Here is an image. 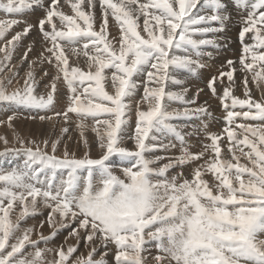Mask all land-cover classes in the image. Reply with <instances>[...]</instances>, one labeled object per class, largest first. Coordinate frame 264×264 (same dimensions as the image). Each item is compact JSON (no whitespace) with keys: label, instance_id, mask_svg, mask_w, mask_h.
Here are the masks:
<instances>
[{"label":"snow or ice","instance_id":"1","mask_svg":"<svg viewBox=\"0 0 264 264\" xmlns=\"http://www.w3.org/2000/svg\"><path fill=\"white\" fill-rule=\"evenodd\" d=\"M97 2L101 10L98 30L94 29L97 17L91 11ZM233 3L243 10L239 64L241 71L252 73L260 99H253L247 75L242 81L245 98L233 94L237 69L229 59L230 71H220L206 83L226 112V126L216 133L208 132L204 121L212 115L208 102L191 107L204 89L197 87L188 98L189 88L183 87L185 80L177 78V72L200 77V70L208 67L200 57H212L201 49L226 47L220 42L224 36L217 35L226 32L231 20L225 0H65L71 14L59 0H48L47 5L43 0H0V10L8 15H21L34 7L45 10L38 25L0 19V39L14 26L24 25L0 47V111L12 110L7 117L12 140L0 136L4 145L0 159L24 157L21 165L0 168V264H105L107 253L99 260L93 258L97 240L105 248L116 246V264H150L144 253L150 255L149 245L153 244L157 254L151 257V264H264V0ZM109 17L118 25L114 35L108 31ZM34 28H38L48 55L41 52L38 60L28 62L23 84L12 87L20 84V65L28 60L33 45L27 46L17 64L11 63L13 52ZM246 34L253 43L245 42ZM208 35L213 38H194ZM82 41V47H69V51L76 57L83 53L87 70L78 60L70 65L65 51L66 45ZM49 42L50 47L46 46ZM189 49L196 59L187 54ZM177 50L186 54L176 55ZM37 63L54 65L55 74L44 85L46 92L37 89L50 73L41 69L37 79ZM61 78L69 102L65 110L54 111ZM108 82L114 89L111 93L105 87ZM175 85L181 86L180 91L170 90ZM141 86L140 103L146 102L148 108L141 110L136 104L133 137L128 132V117ZM171 102L184 107L170 111ZM21 109L34 111L36 115L23 117L34 122L58 123L62 119L67 123L69 113L75 114L81 137L76 143L79 146L82 141L83 155L77 157L69 150L67 141L72 137L68 127L60 128L54 139L51 131L38 132L35 138L23 136L13 126ZM48 111L53 114L40 115ZM89 119L94 122L91 141L85 135ZM181 119L201 120V125L185 132L181 129L188 125L171 122ZM236 119L250 122L233 127ZM201 132L211 143L193 152L186 137ZM169 135L179 141L178 155L169 154L176 148L171 139L164 142ZM225 135L231 159L221 156ZM129 140H134L131 149L126 146ZM91 144L99 149L98 158L91 156ZM61 148L62 154H58ZM237 149L249 163H240ZM158 152L164 155H153ZM201 160L204 163H197ZM193 163L196 166L189 179L183 169ZM175 169L180 171L172 175ZM45 208L49 212L40 227L47 222L51 234L32 239L35 226L24 227V222ZM71 225L75 227L69 236L77 241L75 245L66 250L63 245L59 249L39 247L54 239L60 228ZM81 239L90 249L87 256L70 260ZM27 247L34 251L26 252ZM48 253L57 258L49 260Z\"/></svg>","mask_w":264,"mask_h":264},{"label":"bare ground","instance_id":"2","mask_svg":"<svg viewBox=\"0 0 264 264\" xmlns=\"http://www.w3.org/2000/svg\"><path fill=\"white\" fill-rule=\"evenodd\" d=\"M43 2L45 5L48 4V0H43ZM59 2H60V6L63 7L64 11H66L68 14H71L70 7L65 5V0H59ZM85 2H87V0H85ZM114 2H119V0H114ZM141 2H144V0H141ZM225 2L229 5L228 13L231 16V20L228 23L226 32L221 33V34H217V35H223L224 36V40H222L220 42L222 44L226 43V47H223V48L217 50L211 46H206V47H203L201 49L205 53H207V52L212 53L211 58H209L207 55L200 57L202 62H204L206 65H208V67H207L208 71L210 70V71L215 72V69L219 65H223V68H221V70L222 71L225 70L224 72H228V71H230V69L227 67L226 62L229 59L235 61V57H238V59H239V57L242 55V45H241V42L239 39V32L241 31L242 26H241L239 20L241 18V13L243 12V10L237 9L233 3V0H225ZM82 7H84V6L82 5ZM84 10L89 11V9L86 7L84 8ZM91 11H93L97 17V23L94 24V29L98 30L97 25L99 22V17L101 15V10L99 8L98 2H97V6L94 9H91ZM193 11H195V9ZM44 14H45V10L42 8H39V7H34L30 11H25L21 15H8L4 11L0 10V19L7 20V19L15 18V19H19V20H25L29 23L34 24V25H38L39 19L43 18ZM141 23H142V18H141ZM214 26H216V25H214ZM23 27H24V25L21 24L18 26H14L12 29H10L9 32L7 33L6 37L4 39H0V47H3L4 44L7 43V40L11 39V36L14 35L15 32L22 31ZM47 27L48 26L46 25V28ZM117 28H118V25H116L114 23V18L109 17V28H108L109 34L110 35L116 34ZM194 38H196V39H211L213 37L211 35H208V36H204V37L197 36ZM41 41H42V36L39 33L38 28H34L32 31H30L28 33V35L23 37L21 39V41L16 45L15 51L13 52V59L11 61V63H13V64H17L20 62V59L23 56L24 52L27 50V46L29 44L33 45V50L31 52H29L28 60L20 65V76H21L20 84L14 83L12 85V87H19L23 84L24 74L28 70V62L33 61V60H38V57L40 56L41 52H44L45 46H42ZM245 42L253 43V41L249 39V34H246ZM82 44H83V41L81 42L80 45H73V46H67L66 45L65 51H66V54L69 55L70 65H72L73 60H78L79 66L84 68L85 70H87L86 58L83 56V53L81 52L79 57H76V56H73L71 54V52L69 51V47H78L79 48V47H82ZM46 46L50 47V42ZM175 54L182 56V55H185L186 53L183 50H177L175 52ZM187 54L192 55L193 59L197 58L191 49H189ZM44 55L47 56L48 53L44 52ZM170 55H171V53H170ZM0 56H2V53H0ZM249 61H250V56H249ZM237 63L238 62H235V65H234L235 67L239 66V65H237ZM34 67H36V69H37V79H39L40 76L42 75L41 69H47L50 73L49 76H47L43 80H41L39 88L37 89L38 92H46L44 85L50 84L52 76L55 74L54 65L48 64V63L40 65L39 63H37L36 65H34ZM256 67H257V69H259V65H256ZM238 69H239V67H238ZM202 70L203 69H201L200 71H202ZM0 75H2V74H0ZM215 75H217V74L215 73ZM245 75H247L249 78L248 87H249V89H251V92L253 94V99H256V100L260 99V92L257 91V89H256V83L252 81V73L251 72L245 73V72L241 71V68L234 73L235 86L233 87V94L240 96V98H242V99L245 98V93H244V88H243V83H242L243 77ZM177 78L185 80L183 87L189 88L188 98H191V96H193L195 94V90L197 87L204 89V91L200 94L199 98L197 99L196 104L191 105V107H198L200 104H202V101H203V103H204V101H207V102L211 101L213 103L212 106L214 105L215 109L211 110L212 115L205 117L204 121L208 124V132H213L212 131L213 128L219 129V130H221L220 132H222V130L224 129L222 127L226 126V122L225 121L220 122L217 119H213L212 116L215 114H218V115H221L222 117H224L226 115V112L223 109L219 98L214 97L212 95V93L210 92V90L206 87V83L210 78L204 80L200 77H190V76H188V74L185 71H182V70L177 72ZM206 78H207V75H206ZM224 83L225 84L228 83L227 77L224 78ZM105 87H106V90H108L110 93L114 91L110 82L106 83ZM57 88H58L59 99H58V102L55 104L54 111H63V110H65L64 106L66 105V103L69 102L68 101L69 93L67 90V86L64 84L62 78L60 81L57 82ZM180 89H181L180 85H175V86H172L170 90L180 91ZM261 90L264 91V85H262ZM220 91H221V89L218 86V92H220ZM142 97H143V87L141 86L138 89L137 93L135 94V96L132 100V107H133L132 109L135 108L134 109L135 112H136V104L137 103H139L141 110L146 111L148 108V104L146 102L140 103ZM135 99H137L136 103H134ZM183 107H184V105L182 103H179V102L169 103V110L170 111L173 109H182ZM215 110H217V111H215ZM237 110H239V108ZM22 111L23 110L21 109L20 112L22 113ZM213 111H215V112H213ZM9 112H11V113H9ZM23 112H24V115L22 117L20 116V118L13 121L14 128L17 131H19L23 136H25V137L32 136L33 138H35L37 136L38 132H43V133L47 134L49 131H51L52 132V138L54 139L55 135L59 133L60 128L68 127L70 129L69 134L72 137L71 140L67 141L68 146H69V150L75 151L77 157H80L83 155L84 145H83L82 141L79 143V146H77V143H76L77 141L81 140V137H80V131L77 128L79 118L75 114H74L75 116H73L72 114L69 115L70 119L67 123H65L62 119L58 123H56L55 121H53V122H34L30 119H24L23 117H26V113H28V116L29 115H36V113L34 111L31 113L26 112V111H23ZM9 114H12V110L0 111V122L4 126V127L2 126L0 129V136H7L9 141H11L12 140V129L9 128L7 125V122H5V121H7L6 119L9 116ZM52 114H53L52 111L40 113V115H49V116ZM130 114H131V112H130ZM129 116H131V115H129ZM128 120H129V123H128L129 135L134 137V135H135L134 127L136 126V120H137L136 114L134 117L131 116L130 118H128ZM235 121H242L243 123L248 122V121H245L243 119H236ZM171 122L174 124H177V125H181V126L182 125H188V127L181 129L182 131H185V132L186 131L190 132L192 125H196V126L201 125V120H197V119H192V120L181 119V120H173ZM184 122H186V124H184ZM85 123L89 126L85 132V135H87L89 140L91 141L95 138V133L91 131V126L93 125L94 122L91 119H89V120L85 121ZM53 125H55L54 128H53ZM210 127H213V128L211 129ZM237 129L239 130V132L241 131L238 127H237ZM214 132H215V129H214ZM202 133H204V132H202ZM149 135L151 136V135H153V133L150 132ZM202 135L204 136L205 134H202ZM197 138L198 137H196V136L186 137L188 143L192 145L190 150L193 152L201 151L202 147H203V145H201L199 143ZM169 139H171L172 142L176 144V148L172 149L169 154L170 155H178L179 151H180L179 141H177L174 137L169 135L168 137L165 138L164 142L167 143ZM226 139H227V137L225 135L222 138V143L224 141H226ZM208 142L211 143V141H208ZM222 143H221V147H222ZM126 146L129 147L130 149L133 148L134 147V140H129L127 142ZM3 147H4L3 142L0 141V151L3 150ZM90 147H91V156H93L94 158H98V156L100 155L99 149L96 147L95 144H91ZM60 151L61 152H59V154H62L63 149L61 148ZM238 152H240V151L237 149L236 153H238ZM221 156H222V158L231 157V154L226 151L225 145H223V147H222ZM239 156H240V154H239ZM240 157L243 161L244 160L247 161L246 157H244L242 155ZM207 158L208 157L206 156L205 159H207ZM242 160H240V163L243 164L244 162ZM197 163H204V160H201ZM21 164H22V160L16 159V158L9 157V158L0 159V168H11L14 165L18 166ZM195 164L196 163H194L193 165L195 166ZM188 166H191V164ZM185 167H187V166H185ZM189 168H187V169H189ZM177 171L178 170H176V171L172 170L171 174L174 175ZM179 171H180V169H179ZM183 171H184V169H183ZM184 173H185V171H184ZM117 174H120V173L118 172ZM45 216L46 215H44V214L43 215L38 214V215H35L33 217L27 218L26 221L24 222V225H23L24 227L35 226L34 231L32 233V239H37L39 234H41V233L44 236H46L47 234L50 233L51 228L46 223H44L43 227H40V222L45 221ZM71 226H73V225H71ZM69 229H70V227H69ZM66 231L67 230L65 229L63 231L57 232V240L55 241L54 245L52 244L54 242V239H52L47 244H45L44 242H41L39 247L59 249L60 246L63 245L65 247V250H66L67 246L75 245L77 243V241L74 238L69 236L70 232L65 233ZM81 236H83V233ZM65 238H67V240H65ZM96 247H97V251L94 254V256L98 255L99 252L104 254L106 252V250H108V251L113 252L111 255L114 258V256H115L114 253H116V251H117V248L114 244H109L107 246V248H105L103 245L100 244V242L98 240L96 241ZM154 248H152V246L149 245L150 255H149V253H144L145 256H148L150 264H151L152 255L155 256V254H156L155 252H152ZM89 250L90 249L85 247L83 239H81L79 242L77 252L75 254H73V256L70 257L69 259L74 260L77 256H79L81 254H83L86 257ZM104 250H105V252H104ZM32 251H34V249H32L31 247L26 248V252H32ZM47 258L49 260H51V259L57 258V257L55 255V253H48ZM109 258H110V256H109ZM105 264H109V263H107L105 261ZM112 264H116V261L113 260Z\"/></svg>","mask_w":264,"mask_h":264},{"label":"rangeland","instance_id":"3","mask_svg":"<svg viewBox=\"0 0 264 264\" xmlns=\"http://www.w3.org/2000/svg\"><path fill=\"white\" fill-rule=\"evenodd\" d=\"M241 19V18H240ZM239 20V19H238ZM240 21V20H239ZM235 62H238L239 63V59H238V57H235ZM237 63V65H239V66H236V69L237 70H239L240 68H241V66H240V64H238ZM220 66V67H219ZM216 69H215V72H213V71H208V69L207 68H205V69H203L202 71H201V76H200V78H202V79H204V80H206V79H208V78H211V76H213V75H215V73L218 75L219 74V72L220 71H222L221 70V68H223V65H219ZM238 67H239V69H238ZM220 68V69H219ZM217 71V72H216ZM223 71H225V70H223ZM206 75H207V78H206ZM39 88V87H38ZM136 101H137V99H135L134 100V103H136ZM205 102V101H204ZM211 103V104H210ZM202 104H203V101H202ZM212 102L211 101H209L208 102V105H209V108H210V112H212L211 110L212 109H215V107H214V105L212 106ZM66 105H68V103H66ZM64 106L65 107V109H66V107L67 106ZM211 105V106H210ZM214 107V108H213ZM133 108V107H132ZM131 108V109H132ZM135 109V108H134ZM134 109H132L131 110V116H135V114H136V112L134 111ZM215 111H217V110H215ZM215 111H213V112H215ZM134 112V113H133ZM7 113V112H6ZM9 113H11V112H9ZM73 115V116H75L73 113H69V115ZM9 115H11V114H9ZM24 115V112L22 111V113L20 112V116L22 117ZM26 116H28V113H26ZM131 116H129L128 118H130ZM212 118L213 119H217L218 121H220V122H223L224 121V119H223V117L221 116V115H218V114H215V115H213L212 116ZM7 120V119H6ZM130 120V119H129ZM5 122H7V121H5ZM248 122H250V121H248ZM241 123H243L242 121H235L234 122V125H233V127H235L236 125H239V124H241ZM184 124H186V122H184ZM3 126V124L0 122V129H1V127ZM193 126V125H192ZM4 127V126H3ZM225 127V126H224ZM224 127H222V128H224ZM211 129L213 128V127H210ZM214 129H215V132L216 133H221L220 131L221 130H219V129H216V128H213V132H214ZM193 129H192V127H191V131H192ZM134 131H135V127H134ZM190 131V132H191ZM186 132H189V131H186ZM222 132H223V130H222ZM241 132V131H240ZM239 132V130L236 128V133H237V135H240L241 133ZM202 134H205L206 135V133H200L199 135L200 136H196V137H198L197 139H198V141H199V143L201 144V145H203V144H208L209 142L208 141H210L209 139H205V135L203 136ZM190 137H192V136H190ZM201 137V138H200ZM204 137V138H203ZM203 143V144H202ZM223 145H224V142L222 143V147H223ZM249 149L248 148H244V151L246 152V151H248ZM61 152V151H60ZM159 153V152H158ZM154 153L153 155H164V153ZM59 154V153H58ZM239 154H240V156L242 155L240 152H238V153H236V155H238L239 156ZM243 156V155H242ZM93 157V156H92ZM11 158H16V159H20V160H22L23 161V159H24V157L23 156H21V157H11ZM94 158V157H93ZM226 158H228V159H231V157H226ZM240 160H242V159H240ZM243 161V160H242ZM234 162V161H233ZM244 163H249V161L247 160V161H243ZM194 164V163H193ZM193 164H191V166H187V167H185L184 168V171H185V176L187 177V178H189V179H191V172H192V170H193V167H195L196 166V164H195V166L193 165ZM190 167V168H189ZM187 168H189V169H187ZM192 168V169H191ZM176 170H178L179 171V169H175V171ZM177 171V172H178ZM45 212V213H44ZM48 212H49V209H43V211H42V215L44 214V215H46L45 216V221H46V218H47V215H48ZM57 219H59V217H57ZM47 225H48V223L47 222H45ZM72 227H75V225H73V226H70V229H69V227H64V228H60L59 230H58V232H60V231H63V230H67L65 233H68V232H71V229H72ZM62 229V230H61ZM51 234V231H50V233L49 234H47L46 236H49ZM81 235H82V233H81ZM57 240V235H56V238H54V242L52 243L53 245H54V243H55V241ZM152 246V248H154L155 247V245H151ZM104 252H105V250H104ZM152 252H155L156 254H157V250H156V248H154L153 249V251ZM105 253H107V255H104V260L107 262V263H109V264H112L113 263V260H115V256H114V258H113V256L111 255L113 252L112 251H108V250H106V252ZM75 254V253H74ZM103 253H101V252H99L98 253V255H95L93 258L94 259H97V260H99L100 258H101V255H102ZM110 254V255H109ZM115 254V253H114ZM155 254V255H156ZM109 256H110V258H109ZM152 256H154V255H152ZM113 258V259H112ZM111 261V262H110Z\"/></svg>","mask_w":264,"mask_h":264}]
</instances>
